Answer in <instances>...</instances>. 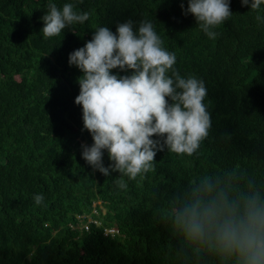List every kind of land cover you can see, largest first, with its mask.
<instances>
[{
  "label": "trees",
  "instance_id": "16d2710c",
  "mask_svg": "<svg viewBox=\"0 0 264 264\" xmlns=\"http://www.w3.org/2000/svg\"><path fill=\"white\" fill-rule=\"evenodd\" d=\"M50 2L61 10L72 3L90 18L45 39ZM187 7L188 0H0V264H183L158 211L173 193L237 165L264 184V22L256 20L264 4L257 12L230 0L233 15L213 29L216 39ZM129 19L136 27L152 22L180 76L204 81L212 118L198 158L165 147L155 171L135 181L105 176L82 158L93 140L75 104L82 73L68 64L96 28L115 33ZM112 163L105 150L104 166ZM36 194L44 196L39 206ZM89 218L99 224L85 229ZM105 227L120 231L106 236Z\"/></svg>",
  "mask_w": 264,
  "mask_h": 264
},
{
  "label": "clouds",
  "instance_id": "9594fccd",
  "mask_svg": "<svg viewBox=\"0 0 264 264\" xmlns=\"http://www.w3.org/2000/svg\"><path fill=\"white\" fill-rule=\"evenodd\" d=\"M241 4L258 12L264 0ZM47 8L41 17L45 39L90 18L72 3L61 10L50 2ZM189 13L209 39H216L213 29L233 15L230 0H188ZM256 20L264 22V17L257 14ZM175 63V53L163 47L153 23L140 21L136 27L131 19L118 23L115 33L96 28L91 40L69 54V66L82 73L75 97L82 106V131L93 140L82 145V158L94 170L135 181L155 171L157 152L165 147L178 156L201 155L212 128L208 90L195 76L181 77ZM116 69L130 74H113ZM105 150L113 162L109 167L103 164ZM115 183L128 187L122 178ZM33 200L39 206L44 196ZM158 211L177 240L176 256L183 264H207L205 257L217 264H264V184L238 165L190 180Z\"/></svg>",
  "mask_w": 264,
  "mask_h": 264
},
{
  "label": "built area",
  "instance_id": "2783aa9c",
  "mask_svg": "<svg viewBox=\"0 0 264 264\" xmlns=\"http://www.w3.org/2000/svg\"><path fill=\"white\" fill-rule=\"evenodd\" d=\"M95 212H97V211H95ZM92 221H94L95 223H97V224H99V221L98 220H93L92 218H89V222H92ZM85 227L88 229L89 228V223H87L86 225H85ZM119 228L118 227H105L104 228V234L106 235V236H114V235H116L117 233H119Z\"/></svg>",
  "mask_w": 264,
  "mask_h": 264
},
{
  "label": "bare ground",
  "instance_id": "6f19581e",
  "mask_svg": "<svg viewBox=\"0 0 264 264\" xmlns=\"http://www.w3.org/2000/svg\"><path fill=\"white\" fill-rule=\"evenodd\" d=\"M79 217H80V218H83V216H79ZM87 223L90 224L89 219H88V221H87L86 223H83V227H84L85 229H87V228L85 227V225H86Z\"/></svg>",
  "mask_w": 264,
  "mask_h": 264
}]
</instances>
